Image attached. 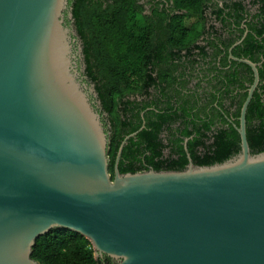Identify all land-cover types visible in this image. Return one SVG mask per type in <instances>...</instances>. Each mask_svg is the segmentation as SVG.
<instances>
[{
    "label": "water",
    "instance_id": "95a60500",
    "mask_svg": "<svg viewBox=\"0 0 264 264\" xmlns=\"http://www.w3.org/2000/svg\"><path fill=\"white\" fill-rule=\"evenodd\" d=\"M76 40L84 60L69 0H0V264H41L32 250L53 228L81 234L115 264H264V151L252 153L246 121L258 64L230 50L254 74L236 156L200 166L188 154L184 170L121 173L135 132L112 177Z\"/></svg>",
    "mask_w": 264,
    "mask_h": 264
},
{
    "label": "trees",
    "instance_id": "16d2710c",
    "mask_svg": "<svg viewBox=\"0 0 264 264\" xmlns=\"http://www.w3.org/2000/svg\"><path fill=\"white\" fill-rule=\"evenodd\" d=\"M170 1L169 11L154 7L151 15H145L140 0H69L86 74L95 84L101 114L110 120L112 177L122 142L135 132L123 148L121 173L184 170L188 154L196 165L208 166L236 156L241 149L236 125L254 74L245 63L229 65L228 51L242 33L226 39L215 34L202 45L209 0ZM252 5L259 7L247 24L250 31L233 54L258 64L260 84L246 114L248 142L257 154L264 151V0H254ZM245 9L243 2L225 3L213 8V13L233 28L240 24ZM228 17L234 21L227 22ZM217 40L223 42L224 50ZM207 47L214 49L212 54ZM220 53L224 56L218 66L212 61ZM207 57L212 61L202 68L199 63ZM198 68L209 78L206 104L199 106L195 90L202 88V79L195 88L188 86L190 78L199 75ZM187 90L194 91L186 94ZM216 91L221 92V101L208 109ZM222 100L230 101L229 107L235 105L232 115ZM216 120L224 125L216 127ZM32 258L41 264H102L87 238L65 228L40 236Z\"/></svg>",
    "mask_w": 264,
    "mask_h": 264
},
{
    "label": "flooded vegetation",
    "instance_id": "af4514ba",
    "mask_svg": "<svg viewBox=\"0 0 264 264\" xmlns=\"http://www.w3.org/2000/svg\"><path fill=\"white\" fill-rule=\"evenodd\" d=\"M252 1H254V0H209V8L207 9V12H206V17H207L206 18V26L204 29V34L201 37L199 42L202 45H207L208 44L207 39L214 38L215 34H217V35L221 34L222 35L221 39H226V38H229L230 35L237 36V35H240L242 33V37L239 40H237L229 48V51H228L229 52L228 53V64L229 65H231L232 61H235L234 59L230 58V50H232V54H233V49L236 46L240 45L244 41L245 37L248 35V33L250 31L247 24L252 19L253 15L255 14L256 10L259 7L258 5H252ZM140 2L143 5V8H144L143 13L145 15L146 14L151 15L154 7H159L160 9L167 8L169 11L171 4H172V1H170V0H140ZM235 2H243L246 9L242 13V19L240 21V24L239 25H233V28H232V26L225 25V22L222 20V18H218L213 13V8H216V7L222 8V7H224L225 3H235ZM226 12H228V10ZM66 18H67L66 19V23H67L68 17H66ZM233 21L234 20L232 18L228 17L227 22L231 23ZM216 42L218 43V47L220 48V50L221 51L224 50L225 47H224L223 42L219 41V40H217ZM234 45H236V46H234ZM207 50L210 54H212L214 51V49L212 47H207ZM223 56H224V53H220L217 56L216 61H212L211 57H207V58L201 59L199 64H203L202 68H205V67H208V65L206 63L212 61V63L220 66L221 59ZM229 65L227 66V68L229 67ZM198 72H199V75H197L196 78H193V77L190 78V83L188 86L191 89L195 88L196 87L195 84L197 82H199L200 79H202L200 81L202 88L196 87V90H195L197 93L196 97L198 99V106H199V105L206 104L207 96H208V92H207L208 83H207V81L209 78L208 77L204 78V74H200L199 68H198ZM213 76H214V73L212 74L211 77H213ZM192 91H194V90H192ZM192 91L187 90L184 92L186 94H191ZM214 93L216 94V98H215L214 102L209 105L208 109H210L212 106H217L218 102L221 101V98H220L221 92L216 91ZM222 102H224L225 108L228 109V113L230 115H232V112L235 111V105L232 107H229L230 103H231L230 101L225 102L224 100H222ZM201 116L205 117V115L204 116L201 115ZM222 125H224V124H222L221 120H216V124H215L216 127H221ZM187 141H188V139L184 140V146H186ZM100 259H101L102 264H115V261L112 260L110 257L104 256L103 258H100Z\"/></svg>",
    "mask_w": 264,
    "mask_h": 264
},
{
    "label": "rangeland",
    "instance_id": "374dc122",
    "mask_svg": "<svg viewBox=\"0 0 264 264\" xmlns=\"http://www.w3.org/2000/svg\"><path fill=\"white\" fill-rule=\"evenodd\" d=\"M67 24L70 25V26L72 25V22L70 21V19L67 20ZM73 43H74V54H76V59L75 60H76L77 68H78V71L82 72V69L84 67V60L82 59L81 53H80L81 44H79L77 40L75 42H73ZM87 86H88V90H89L91 88V82H88ZM91 95H92L91 96L92 100H95L94 97H93L94 94L92 93ZM100 111H102V109ZM102 118H103V122H104V124H105V126L107 128V131H108L109 130L108 125H110L109 117H108L107 114H103Z\"/></svg>",
    "mask_w": 264,
    "mask_h": 264
}]
</instances>
